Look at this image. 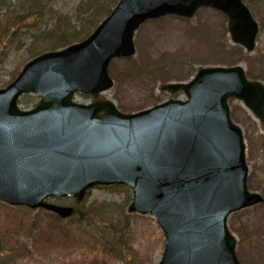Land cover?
<instances>
[{"label": "water", "instance_id": "1", "mask_svg": "<svg viewBox=\"0 0 264 264\" xmlns=\"http://www.w3.org/2000/svg\"><path fill=\"white\" fill-rule=\"evenodd\" d=\"M203 6L224 12L233 41L254 49L259 25L242 0H120L89 38L28 62L0 89V200L66 218L74 208L48 197L81 202L97 185H127L129 211L155 216L165 233L160 264H241L228 217L264 198L247 187L246 145L228 100H243L264 123L261 82L241 66L205 67L164 87L183 90L185 101L128 114L108 100H72L113 86L109 64L135 54L146 20L193 17ZM25 93L41 96L29 111L18 106Z\"/></svg>", "mask_w": 264, "mask_h": 264}, {"label": "rangeland", "instance_id": "2", "mask_svg": "<svg viewBox=\"0 0 264 264\" xmlns=\"http://www.w3.org/2000/svg\"><path fill=\"white\" fill-rule=\"evenodd\" d=\"M80 1L44 0V10L53 9L71 15ZM244 2L260 25L252 52L233 42L227 17L213 8H201L190 19L166 16L149 20L135 34V55L111 62L109 72L114 86L98 99L112 101L125 113L147 109L170 99H185L182 91L170 93L163 86L187 83L201 67L240 65L249 79L264 84V0ZM21 3L22 0H0V89L13 80L28 61L47 49L45 47L39 53L29 52L32 34L36 28L46 25L51 14L43 13L46 20L35 21L32 16L19 19V15L26 13ZM12 34L9 40L8 36ZM44 45L39 43L37 48ZM32 53L36 54L31 56ZM74 100L89 104L95 99L77 93ZM39 102L40 96L28 94L20 99V106L32 109ZM229 107L232 120L244 135L249 167L248 188L264 196V124L239 99H230ZM101 201L110 205L100 211L92 227H80L84 232L83 239L108 240L109 246L117 250L115 254L101 253L97 264H159L165 247L163 231L155 217L129 212L131 189L96 187L85 204ZM23 208H6L0 204V211H17L20 218H23ZM6 217L8 213H0V224ZM63 224L70 233L73 227L70 220ZM228 227L237 239L241 264H264V203L231 214ZM78 245L69 239H54L43 247L37 261L39 264H74L81 255ZM88 256L89 262L93 261L94 256ZM2 259H7V256L0 251Z\"/></svg>", "mask_w": 264, "mask_h": 264}, {"label": "trees", "instance_id": "3", "mask_svg": "<svg viewBox=\"0 0 264 264\" xmlns=\"http://www.w3.org/2000/svg\"><path fill=\"white\" fill-rule=\"evenodd\" d=\"M118 1L81 0L74 13L66 15L53 9L45 11L44 0H22L20 6L21 8L23 6L26 13L19 15V19L32 16L31 18L34 17L35 21L46 20L47 18H43V13L51 14L46 25L36 28L32 34L33 40L29 46V52L37 53L38 51L39 53L45 47L47 48L45 50H56L86 39L111 13ZM12 36L13 34L9 35L8 39L11 40ZM39 43L49 44V46L44 45V47L37 48ZM36 53H32L31 56ZM101 188L128 190L124 186ZM87 198L76 207L75 215L69 219L70 226H73L70 233L63 226V222H65L63 219L45 210L24 209L23 218H20L17 211L8 209V211H0V213H8V217L1 219L0 224V251L5 252L7 256V259L0 260V264H39L37 259L41 257V250L44 246L52 243L54 239H69L79 244L77 250L81 255L74 264H97L101 253H117L115 247L109 246L108 240L83 239L84 232L80 231V227H92L100 211L110 205L107 201L92 202L87 205L85 204ZM6 208L11 207L6 206ZM96 253L98 255H95ZM88 255H92V257L95 255L92 258L93 261L89 262Z\"/></svg>", "mask_w": 264, "mask_h": 264}]
</instances>
